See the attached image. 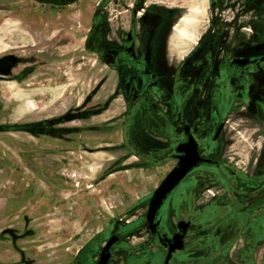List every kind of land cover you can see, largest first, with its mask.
Returning <instances> with one entry per match:
<instances>
[{
	"label": "rangeland",
	"instance_id": "rangeland-1",
	"mask_svg": "<svg viewBox=\"0 0 264 264\" xmlns=\"http://www.w3.org/2000/svg\"><path fill=\"white\" fill-rule=\"evenodd\" d=\"M178 5L180 0H0V126L36 125L33 133L0 130V264H94L112 224L122 238L119 262L149 259L136 252L147 247L149 203L177 164L171 155L180 132L172 118L159 129L169 142L152 141L150 111L143 105L139 115L132 113L126 86L141 73L125 53L124 39L135 20L142 24L138 38L144 37L145 10ZM134 7L142 15L135 17ZM207 11L199 0L197 36L212 20ZM223 11L215 25L222 51L225 27L238 28L239 19L252 16V10L240 15L234 9L231 22L235 15ZM185 55L166 58L168 66ZM172 76L159 75L160 89H172L180 107V74ZM190 76L184 74V84ZM234 123L211 155L235 174L197 170L161 211L171 230L183 214L193 220L180 264H228L231 248L224 244L241 210L259 228L258 248L249 250L255 260L248 264H264V131ZM164 145L167 150L156 148ZM214 227L222 239L213 238Z\"/></svg>",
	"mask_w": 264,
	"mask_h": 264
},
{
	"label": "flooded vegetation",
	"instance_id": "flooded-vegetation-1",
	"mask_svg": "<svg viewBox=\"0 0 264 264\" xmlns=\"http://www.w3.org/2000/svg\"><path fill=\"white\" fill-rule=\"evenodd\" d=\"M198 2L199 0H180V5L176 9L167 7V10L158 8L145 10L146 28L142 39L138 38L137 33L139 25L142 24L136 20L133 22L124 39V51L133 67L140 71L141 76L134 79L133 84H127L126 88L131 93L132 113L139 115L145 105L152 114L146 120V130L152 141L163 138L169 142L168 134L159 129H167L172 118L178 122L180 139L173 147L171 155L173 160L178 163L174 158L176 148L187 144L189 137L192 136L198 144L201 156L216 164H202L191 173L203 168H215L234 175L235 172L229 165L211 154L221 142L229 123L237 125L234 122L240 121L246 123L248 127H256L264 131V0H205L207 14L212 20H209L208 28L199 36L196 35L198 25L195 22V7ZM223 9H228L232 15L234 9H240V15L248 14V11L252 10V16L246 17L247 21L239 19L238 28L230 24L225 27L227 41L224 51L218 50V35L215 28L217 17L225 13L224 11L220 13ZM133 12L135 17L142 15L136 7ZM234 15L231 22L237 19V15ZM129 34H132L130 43ZM195 39L199 42L195 43ZM193 43L196 44L195 47L192 46ZM173 53L186 55L176 66H168L166 58L175 56ZM162 72L173 73L174 76L171 77L173 80L180 74V107L174 103L176 95L172 89L168 87L165 91L160 89L162 79L159 75ZM185 73L192 74L188 77L190 81L187 85L183 83ZM195 76L198 77L197 81ZM16 80L19 82L18 79ZM186 127H188V135H186ZM135 128L138 129L136 125ZM135 128L132 130H136ZM156 148L167 150L168 145ZM184 155V152L180 153V156ZM140 158L142 161H147L145 157L140 156ZM215 212L216 210L213 211L214 214ZM242 214H245V211L241 210L239 215L235 214V225L224 244L227 248H231L227 256L228 264H248L255 260L249 250L258 248L260 241L254 235L259 234V228L257 229V223L248 221L250 216ZM127 216L128 214L124 215L122 219ZM158 221L160 224L154 232L149 229L147 222V247L136 252L144 256L151 255L148 256L149 259L143 262L134 258L130 261L126 259L124 264H166L171 244L166 242L164 245L160 239L164 236L172 239L179 232L178 224L185 221L190 223L184 240L185 248L174 252L169 263L174 264L178 260L180 264V256L187 252L193 220L183 214L177 221L176 229L172 230L164 225L161 212ZM109 229L110 236L101 247L94 264L99 263L103 249L114 235L120 238V241L110 248L109 264H123L118 261L116 250V246L120 245L122 240L119 229L114 227V224L110 225ZM215 229L216 231L212 232L213 238L222 239L221 233L217 231L218 227H214ZM155 241L158 242V246ZM218 256L219 254H215L214 259Z\"/></svg>",
	"mask_w": 264,
	"mask_h": 264
},
{
	"label": "water",
	"instance_id": "water-1",
	"mask_svg": "<svg viewBox=\"0 0 264 264\" xmlns=\"http://www.w3.org/2000/svg\"><path fill=\"white\" fill-rule=\"evenodd\" d=\"M131 40L132 34H129L128 42L130 43ZM187 129L188 127H186V135H188ZM183 152L185 153V155L180 156V153ZM174 158L178 160L177 165L156 189L149 203L147 222L149 229H151L153 232L155 228H157L160 224V222L158 221V217L165 203L173 194V192L180 186L182 181L188 176V174L202 164H216V162L210 159L203 158L201 156V153L198 150V144L192 136L189 137L187 144L181 146L179 145L176 148ZM189 227V222L181 221L178 224L179 232L172 239L166 236L160 239V242L164 245L166 244V242L171 244L166 264L170 263L174 252L184 250V240L187 236ZM119 241L120 238H118L116 235L111 238V240L103 249L98 264H109L111 259L110 248Z\"/></svg>",
	"mask_w": 264,
	"mask_h": 264
},
{
	"label": "trees",
	"instance_id": "trees-1",
	"mask_svg": "<svg viewBox=\"0 0 264 264\" xmlns=\"http://www.w3.org/2000/svg\"><path fill=\"white\" fill-rule=\"evenodd\" d=\"M19 81L21 79H18ZM36 128V125H14V126H0V130L4 131H12V132H29L33 133L34 129Z\"/></svg>",
	"mask_w": 264,
	"mask_h": 264
},
{
	"label": "bare ground",
	"instance_id": "bare-ground-1",
	"mask_svg": "<svg viewBox=\"0 0 264 264\" xmlns=\"http://www.w3.org/2000/svg\"><path fill=\"white\" fill-rule=\"evenodd\" d=\"M182 28V27H181ZM183 30V29H182ZM185 31V30H184ZM186 37V36H185ZM182 46H183V44H182ZM184 47V46H183Z\"/></svg>",
	"mask_w": 264,
	"mask_h": 264
}]
</instances>
